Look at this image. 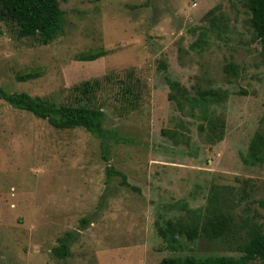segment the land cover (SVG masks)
<instances>
[{
	"label": "rangeland",
	"instance_id": "1",
	"mask_svg": "<svg viewBox=\"0 0 264 264\" xmlns=\"http://www.w3.org/2000/svg\"><path fill=\"white\" fill-rule=\"evenodd\" d=\"M58 1L63 29L48 44L18 38L0 21V86L67 103L75 84L131 72L140 97L121 112L106 85L103 126L118 136L106 154L84 129H56L0 99V264L239 256L223 239L179 236L171 249L157 224L181 215V203L202 207L218 193L235 224L247 217L264 232V163L245 161L254 138H264V55L243 0ZM99 49L104 56L78 58ZM167 79L200 104L170 100ZM210 89L217 94L199 98ZM67 232L60 258L52 249Z\"/></svg>",
	"mask_w": 264,
	"mask_h": 264
},
{
	"label": "trees",
	"instance_id": "2",
	"mask_svg": "<svg viewBox=\"0 0 264 264\" xmlns=\"http://www.w3.org/2000/svg\"><path fill=\"white\" fill-rule=\"evenodd\" d=\"M243 6L249 14L247 21L252 31V38L259 42L260 52L264 55V0H243ZM63 14L58 0H0V21L18 38L32 37L40 45L50 43L62 32ZM216 19L213 15L212 24ZM204 34L206 33L200 32L195 45L201 46L200 42ZM104 55L105 51L102 49L89 50L80 53L78 58L91 61ZM224 70L231 71L233 74L237 72L236 66L232 63L225 65ZM37 74V71H34L19 76V79L25 80ZM167 83L173 91L168 97L177 105L181 106V101L189 103L193 101L178 81L167 79ZM106 85L112 89L117 110L124 112L135 109L140 97V85L139 80L134 78L131 72L123 74L112 72L100 78L75 84L72 87V100L67 103L58 102L52 98L31 96L25 91L9 92L2 86H0V99L15 109L46 120L56 129H84L100 138L102 150L106 154L108 140L111 138L118 140L117 135L103 126L104 107L107 102L102 95ZM199 94V98L202 99L205 96L216 95L217 91L210 89ZM194 101L200 104L199 99ZM208 127L213 133L216 125L209 122ZM249 150L248 159L245 161L252 164L264 163V138L261 135L254 138L249 145ZM104 158L107 160L108 156ZM106 170L107 175H111L114 171L111 166H107ZM121 176L125 180L124 175ZM219 202L220 195L214 193L207 197V202L202 207L190 208L186 203H181L180 209L183 213L175 219H166L163 223L157 224L158 234L167 241L171 249L174 248V243L179 236H184L189 241L201 237L237 243L236 248L240 255H176L164 257L157 264H264V232L261 225L247 217L235 224L229 207L225 202L222 206ZM86 221L87 219L81 220L83 224ZM73 234V232H67L59 240L60 244L52 249L56 256L64 258L68 255V244L72 241Z\"/></svg>",
	"mask_w": 264,
	"mask_h": 264
}]
</instances>
